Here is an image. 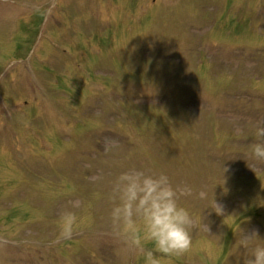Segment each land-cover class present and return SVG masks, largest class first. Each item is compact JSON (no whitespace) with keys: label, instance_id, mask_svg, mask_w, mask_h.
Returning <instances> with one entry per match:
<instances>
[{"label":"rangeland","instance_id":"obj_1","mask_svg":"<svg viewBox=\"0 0 264 264\" xmlns=\"http://www.w3.org/2000/svg\"><path fill=\"white\" fill-rule=\"evenodd\" d=\"M257 123L264 0H0V264H143L109 217L130 168L190 212L162 264H243L241 234L264 237Z\"/></svg>","mask_w":264,"mask_h":264},{"label":"clouds","instance_id":"obj_2","mask_svg":"<svg viewBox=\"0 0 264 264\" xmlns=\"http://www.w3.org/2000/svg\"><path fill=\"white\" fill-rule=\"evenodd\" d=\"M254 136L249 153L254 160L264 162V123L254 126ZM110 199L113 226L129 244L140 249L143 264H162L163 256L183 254L191 247L190 212L179 202L177 189L166 173L124 170L112 181ZM76 225L77 214L63 211L58 220L60 236L70 237ZM146 243L152 247H145ZM239 245L247 252L243 264H264V237L245 231Z\"/></svg>","mask_w":264,"mask_h":264},{"label":"bare ground","instance_id":"obj_3","mask_svg":"<svg viewBox=\"0 0 264 264\" xmlns=\"http://www.w3.org/2000/svg\"><path fill=\"white\" fill-rule=\"evenodd\" d=\"M73 90V89H72ZM74 91V90H73Z\"/></svg>","mask_w":264,"mask_h":264}]
</instances>
